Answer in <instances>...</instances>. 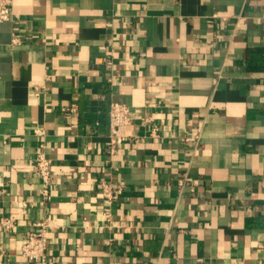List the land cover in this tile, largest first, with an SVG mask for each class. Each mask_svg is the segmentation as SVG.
Here are the masks:
<instances>
[{
	"label": "crops",
	"instance_id": "crops-1",
	"mask_svg": "<svg viewBox=\"0 0 264 264\" xmlns=\"http://www.w3.org/2000/svg\"><path fill=\"white\" fill-rule=\"evenodd\" d=\"M12 6L0 22V264H35L22 246L40 220L48 264H264V0ZM112 101L132 117L114 151ZM104 184L121 190L108 198Z\"/></svg>",
	"mask_w": 264,
	"mask_h": 264
},
{
	"label": "built area",
	"instance_id": "built-area-1",
	"mask_svg": "<svg viewBox=\"0 0 264 264\" xmlns=\"http://www.w3.org/2000/svg\"><path fill=\"white\" fill-rule=\"evenodd\" d=\"M13 16L12 0H0V22L10 20ZM20 40V37L14 35V42ZM108 64L112 63L111 58L106 59ZM71 111H76L73 104ZM132 121L131 109L128 104L112 101L109 107V125L108 145L112 151L115 147L125 140L121 134L122 127L129 125ZM39 131V130H38ZM36 169L41 179V193L44 199H47L51 193L52 185V160L45 151L41 150L36 158ZM121 190V187H113L110 184L103 185V194L108 198H114ZM1 225L6 231H10L15 226V221L6 215L1 216ZM34 228L30 231L27 240L22 246V255L35 264H48V248L50 245L49 221L40 220L33 223Z\"/></svg>",
	"mask_w": 264,
	"mask_h": 264
}]
</instances>
